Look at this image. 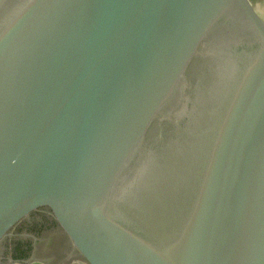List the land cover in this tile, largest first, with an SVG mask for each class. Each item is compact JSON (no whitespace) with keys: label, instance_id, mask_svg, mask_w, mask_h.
Wrapping results in <instances>:
<instances>
[{"label":"water","instance_id":"water-1","mask_svg":"<svg viewBox=\"0 0 264 264\" xmlns=\"http://www.w3.org/2000/svg\"><path fill=\"white\" fill-rule=\"evenodd\" d=\"M0 264H264L251 0H0Z\"/></svg>","mask_w":264,"mask_h":264},{"label":"rangeland","instance_id":"rangeland-1","mask_svg":"<svg viewBox=\"0 0 264 264\" xmlns=\"http://www.w3.org/2000/svg\"><path fill=\"white\" fill-rule=\"evenodd\" d=\"M251 2L264 19V0H251Z\"/></svg>","mask_w":264,"mask_h":264}]
</instances>
